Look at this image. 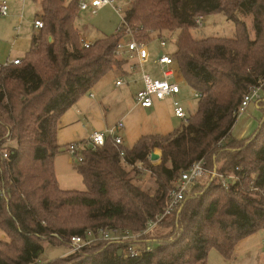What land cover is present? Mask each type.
Here are the masks:
<instances>
[{"label":"trees","instance_id":"16d2710c","mask_svg":"<svg viewBox=\"0 0 264 264\" xmlns=\"http://www.w3.org/2000/svg\"><path fill=\"white\" fill-rule=\"evenodd\" d=\"M78 3L37 0L35 19L42 28L20 63L0 70V110L11 113L12 134L18 129L19 145L28 152L23 158L12 148L3 158L0 147V229L8 237L0 240V264H40L44 244L68 249L69 237L88 229L138 231L163 210L180 173L202 158L219 173L238 174L240 182L224 188L211 176L200 179L192 193L207 180L202 191L184 198L176 213L147 234L149 243L159 242L155 249L149 244L150 251L132 259L118 255L122 245L100 242L65 254L59 264H206L213 248L231 259L241 239L264 231V0L131 1L124 18L137 40L146 42L152 34L174 40L176 74L201 96L195 110L186 111L188 121L169 134L141 137L131 148L122 145L124 162L109 138L100 148L85 145L84 160L76 163L83 191L58 186L53 167L60 152L58 120L104 76L121 71L125 60L113 52L121 33L81 45ZM216 13L234 24L233 36L193 33L197 16ZM246 16H252L253 38ZM260 84L258 128L247 138H231L243 95ZM40 92L38 104L34 96ZM2 135L0 127V141ZM155 148L161 156L151 166L157 189L150 195L131 182L124 167L145 163ZM253 180L259 190L250 189ZM166 224L169 237L156 236Z\"/></svg>","mask_w":264,"mask_h":264},{"label":"built area","instance_id":"2783aa9c","mask_svg":"<svg viewBox=\"0 0 264 264\" xmlns=\"http://www.w3.org/2000/svg\"><path fill=\"white\" fill-rule=\"evenodd\" d=\"M22 1V0H19ZM132 0H92L90 3L79 1L78 7L80 11L89 10L90 13L95 14L98 10L105 6H110L116 13L121 15L120 25L115 29L114 33H121L119 40L114 46V54L117 58L125 60V64L129 66L131 70L141 68L150 58L148 49V42L139 41L134 35L127 22L125 21L124 14L129 7ZM8 15V3L6 0L0 1V16ZM195 27L200 28L203 25V16H197L194 20ZM43 26V22L40 18H36L33 21V27L36 30H40ZM160 51L154 59L159 76L153 77L150 73L142 72L141 80L143 87L139 89L134 96L135 102L143 107L150 108L155 101H161L167 97H174L180 92L179 83L171 80L176 72L170 67L174 64V60L171 55L164 52V47L167 45V40L164 37L158 38ZM93 42L87 39H81V45L84 48H88ZM21 57L5 58L0 62V70L7 68L11 65H17L20 63ZM123 76H119L114 85L120 87L125 84ZM262 84L258 86L250 87L247 93H245L238 106L236 114L239 116L244 112L246 107L255 100H259L261 97ZM93 96V94H91ZM201 94L197 90H192L191 97L194 100L199 99ZM173 114L175 118L180 121H187L186 110L184 109L181 100L174 98L172 101ZM124 128V123L119 120L116 124L108 127L106 130L94 131L87 138L85 143L72 142L66 146V152L72 157L75 163H80L84 160L82 153L85 145L90 146L92 149L100 148L105 144L106 138H109L112 145L118 150L119 156L124 162L125 152L122 148L123 140L120 132ZM7 157V154H3ZM139 163V164H138ZM139 165L141 169L142 162H135L132 166ZM138 167V166H137ZM238 170V169H236ZM209 176L215 178L217 184L224 188L235 182H240V176L238 174L229 173L224 175L219 173L213 168H208L206 160L204 158L196 160L190 164V166L180 173V177L175 186L169 191L167 196V202L161 212L156 213L152 218L145 222V226L138 231H130L128 229H122L116 226L112 227H99L96 229H88L82 235H71L68 239L67 248L68 253L80 252L84 247L96 243L119 244L122 245L119 249L121 254L125 258H138L144 252L150 251V245L147 241V234L156 227L165 217L176 213L181 207L182 201L188 195L192 193L194 185L200 180L208 178ZM251 190H259L254 180L250 184ZM57 236V234H55ZM262 251L264 252V239L261 241Z\"/></svg>","mask_w":264,"mask_h":264},{"label":"crops","instance_id":"0c3cea01","mask_svg":"<svg viewBox=\"0 0 264 264\" xmlns=\"http://www.w3.org/2000/svg\"><path fill=\"white\" fill-rule=\"evenodd\" d=\"M79 1L90 3L92 0ZM118 1L122 2V0ZM19 2L23 3L25 0ZM35 3H37L36 0ZM37 11L38 4L35 14ZM251 19L252 16L243 17V20L246 22V25L249 29L250 37L253 38L254 33L251 28ZM114 27L112 28V34L115 32V29L118 26L115 29ZM15 29L19 30L18 26L15 27ZM106 37L107 36H103L97 39H103ZM14 45L15 44L13 43V46ZM156 56L157 54L155 56L150 54L149 60L144 65H142L141 68L138 67L134 70H131L129 66L125 64L121 71L115 70L108 73L100 81H98L89 92L81 96L60 116L56 133V143L60 148V152L55 155L53 160L55 177L60 189L81 191L86 189L80 186V180L82 182L83 180L81 175L77 172V164L74 162L69 153L66 152V146L68 144L72 142L84 143L92 132H103L108 127L116 124L119 120H122L124 123V128L120 134L122 136L123 146L125 148H131L141 137L152 135L163 136L176 129L174 127L172 101L174 98L180 100V92L174 97H167L164 100L155 101L150 108H143L139 106L134 100L135 93L138 91V88L135 86L140 84L142 81V72L147 73L148 68L150 67L151 69L154 68L153 72L150 73L152 76L154 75V77H158L160 75L156 65L153 62ZM7 57L8 56L5 58ZM5 58H3V60ZM119 76H123L126 82L124 85L116 87L114 82ZM171 80H174L178 83L180 80L183 81L182 78L178 79L177 74ZM130 84L134 85V87L130 88ZM91 94H93V96H91ZM261 117L262 111L258 106V101L255 100L250 103L244 112L237 117L230 130L229 136L237 140L247 138L258 128ZM258 232L262 233V231ZM253 235L254 233L241 239L236 244L233 257L231 259H225L220 253L213 252V250L210 249L206 264H211V256L216 258L217 264H245L247 259L249 262H251L249 248L252 246L251 237ZM262 239H264L263 235H261L259 241V249H262ZM0 240L7 241L8 237H2L0 235ZM66 252H68V249Z\"/></svg>","mask_w":264,"mask_h":264},{"label":"rangeland","instance_id":"374dc122","mask_svg":"<svg viewBox=\"0 0 264 264\" xmlns=\"http://www.w3.org/2000/svg\"><path fill=\"white\" fill-rule=\"evenodd\" d=\"M8 1V15L0 16V62L8 56L9 58L15 57H23L26 52L30 48L31 38L36 30L33 27V21L35 19V11L37 10V3L35 0H25V2L21 3L17 0H7ZM37 1V0H36ZM69 1V0H65ZM122 14H118L114 11V9L110 6H105L98 10L95 14L90 13L89 10L79 11V17L76 21V26L78 31L83 39H87L91 42H94L97 38L103 36H110L112 34V28L114 29L120 25V18ZM22 16V18H21ZM19 28L16 30L15 27ZM234 25L231 21L227 20L226 17L221 14H211L208 16H204L203 25L200 28H196L193 30V33L197 36H232L234 31ZM150 40V41H149ZM149 41V42H148ZM148 42L149 53L152 56H155L160 51L159 39H157L156 34L150 35ZM13 43L15 44L13 46ZM164 52L171 55L174 49V40L168 41L167 45L163 48ZM173 71L177 72V68L175 64L170 66ZM154 68H148L147 73L153 72ZM178 75V79H180V75ZM154 77V75H153ZM183 80V79H182ZM142 82V81H141ZM135 86L136 88L141 89L143 87V82ZM180 86V100L183 107L188 112H193L196 108V100L192 99V88L189 87L187 83L183 81H179ZM134 85L130 84V88H133ZM38 100V104L42 103L41 100V92L34 96ZM6 103V102H5ZM194 115V114H193ZM192 115V116H193ZM11 113H4L0 110V127L2 131V139L0 141V147L3 148V154L5 152H9L10 149H20L21 156L23 158L26 157L27 151H23L19 145V140H17L18 129H14V136L12 134V128H14V123L12 122L13 118H11ZM174 127H179L182 122L176 119L173 116ZM188 121V120H187ZM185 123V122H184ZM11 134V136H10ZM154 153H157L161 156V150L155 148L151 150ZM151 152V153H152ZM149 153L146 156V162H142L141 169H139V163L137 166H125L124 170L127 173L128 178L131 179V182L137 186L140 190L145 191L148 194H154L157 189L156 178L151 171V166L157 165L160 162V158L158 160L152 161L150 159ZM2 155V154H1ZM4 158V156H2ZM138 162V161H136ZM209 168V167H208ZM207 180H201L197 186L194 188V192L188 197H196L193 194H196L205 187ZM79 182V180H78ZM82 184V185H81ZM80 186L85 188V185L80 180ZM193 190V189H192ZM167 225L159 228L155 235L163 236L165 238L169 237V233L171 229H167ZM0 235L6 236L3 231L0 229ZM261 235L264 237V231L262 233L255 232L251 237L252 246L249 248V256L251 258V262L247 259L245 264H264V253L261 252L262 249H259V241ZM171 235L170 237H172ZM248 240V239H247ZM152 248H156L159 245L158 241H153L149 243ZM213 252L219 253L216 249H212ZM67 249L64 245L52 246L49 244H44V251L40 255L38 261L40 264L48 263L50 264H59L65 258V253ZM90 251V250H89ZM78 254V253H77ZM218 256V255H217ZM220 256V255H219ZM208 257V255H207ZM219 258V257H217ZM211 264H217L215 257H210Z\"/></svg>","mask_w":264,"mask_h":264},{"label":"water","instance_id":"95a60500","mask_svg":"<svg viewBox=\"0 0 264 264\" xmlns=\"http://www.w3.org/2000/svg\"><path fill=\"white\" fill-rule=\"evenodd\" d=\"M159 157H160V155L157 154V153L152 152V153L150 154V159H151L152 161H154V160H158ZM118 255H121V250H120V249L118 250Z\"/></svg>","mask_w":264,"mask_h":264}]
</instances>
